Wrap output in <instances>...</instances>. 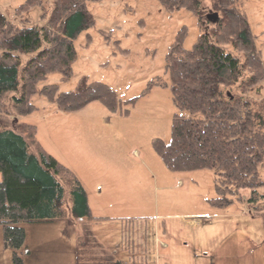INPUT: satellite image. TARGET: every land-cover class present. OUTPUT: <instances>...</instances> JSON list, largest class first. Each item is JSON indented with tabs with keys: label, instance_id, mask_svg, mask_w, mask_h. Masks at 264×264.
Instances as JSON below:
<instances>
[{
	"label": "rangeland",
	"instance_id": "obj_1",
	"mask_svg": "<svg viewBox=\"0 0 264 264\" xmlns=\"http://www.w3.org/2000/svg\"><path fill=\"white\" fill-rule=\"evenodd\" d=\"M23 1L0 0V13L18 20L16 7ZM201 1L205 16L216 11L213 0ZM239 1L264 65V0ZM53 4L43 0L26 16L44 25L41 14H50ZM87 8L94 24L75 38L71 76L51 72L38 89L57 83L61 91L74 90L82 77L101 80L117 91L122 101L118 109L93 100L67 111L38 91L35 110L16 114L9 107L6 117L17 132L27 137L32 133L33 150L53 154L81 181L96 217H76L69 211L53 220L22 222L26 237L19 251L24 264L69 261L83 224L114 246L125 264H264V182L255 187L261 194L257 199L248 198L251 188L245 187L226 192L227 202L217 204L212 201L218 196L213 168L172 170L153 147L155 137L170 139L172 115L178 110L165 69L168 48L182 26L184 46L192 47L205 30L199 15L187 8L168 9L159 0H90ZM223 45L243 58L231 43ZM36 53L20 52L21 64ZM151 80L159 83L141 94ZM233 89L239 91V84ZM134 96H139L135 103L126 102ZM245 97L264 127V78ZM259 174L264 180V160ZM58 178L70 202L67 177ZM13 249L0 224V264H14Z\"/></svg>",
	"mask_w": 264,
	"mask_h": 264
},
{
	"label": "trees",
	"instance_id": "obj_2",
	"mask_svg": "<svg viewBox=\"0 0 264 264\" xmlns=\"http://www.w3.org/2000/svg\"><path fill=\"white\" fill-rule=\"evenodd\" d=\"M88 1L54 0L50 14H41L44 25L31 23L26 16L33 6H42L43 0L20 3L16 21L0 13V224L4 240L14 247V264H24L19 251L26 237L22 222L53 220L69 211L76 217H96L90 213L81 181L53 154L33 150L32 133L27 137L17 132L6 117L9 107L16 114L35 110L33 96L38 91L67 111L93 100H100L112 111L118 109L122 101L117 91L101 80L82 77L74 90L61 91L57 83L38 89L51 72L59 71L63 78L71 76L77 57L75 38L94 24ZM159 1L168 9L187 8L198 14L205 30L187 48L186 26H182L168 48L165 69L178 110L172 115L170 139L155 137L154 149L175 171L213 168L218 193L212 198L214 203H226V192L245 187L251 188L248 198H259L255 187L264 182L259 174L264 160V127L252 116L245 93L264 78V65L247 14L239 0H213L219 11V20L213 22L205 16L201 0ZM90 36L87 33L86 42ZM223 43H231L243 58ZM25 51L37 53L22 65L20 52ZM158 83L151 80L141 94ZM236 84L239 91L233 89ZM138 97L126 102L133 104ZM30 128L34 130L32 125ZM58 174L67 177L70 202ZM75 255L76 264H124L87 224L80 226Z\"/></svg>",
	"mask_w": 264,
	"mask_h": 264
},
{
	"label": "crops",
	"instance_id": "obj_3",
	"mask_svg": "<svg viewBox=\"0 0 264 264\" xmlns=\"http://www.w3.org/2000/svg\"><path fill=\"white\" fill-rule=\"evenodd\" d=\"M85 223H87V222H85ZM91 228V227H90ZM92 230H93V228H91ZM79 232V231H78ZM78 232H76V234L78 235ZM93 232L94 233H96L94 230H93ZM75 234V235H76ZM97 237H99L98 239L104 244V245H106L107 247H109L111 250H112V247H114V246H111L110 244H108V243H105V241H103V239L96 233L95 234ZM75 244H76V242H75ZM113 252L115 253L114 255L117 257V258H119V259H121L123 262H124V264H125V261L122 259V258H120V257H118L117 255H116V253H117V250L115 251V249L113 250ZM74 258V259H73ZM31 264H76V255L75 254H73V256L71 255V259L69 260V261H59V260H54V261H51V262H48V261H46V262H43V261H35V262H32Z\"/></svg>",
	"mask_w": 264,
	"mask_h": 264
},
{
	"label": "water",
	"instance_id": "obj_4",
	"mask_svg": "<svg viewBox=\"0 0 264 264\" xmlns=\"http://www.w3.org/2000/svg\"><path fill=\"white\" fill-rule=\"evenodd\" d=\"M206 17L209 19V20H211V21H213V22H216V21H218L219 20V11H211V12H208L207 14H206Z\"/></svg>",
	"mask_w": 264,
	"mask_h": 264
}]
</instances>
